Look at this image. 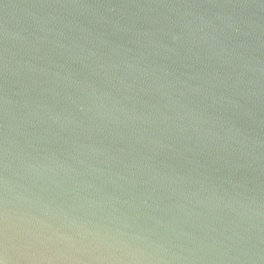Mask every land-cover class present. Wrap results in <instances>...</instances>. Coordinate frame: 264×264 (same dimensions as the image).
I'll list each match as a JSON object with an SVG mask.
<instances>
[{
	"label": "water",
	"instance_id": "1",
	"mask_svg": "<svg viewBox=\"0 0 264 264\" xmlns=\"http://www.w3.org/2000/svg\"><path fill=\"white\" fill-rule=\"evenodd\" d=\"M0 264H264V0H0Z\"/></svg>",
	"mask_w": 264,
	"mask_h": 264
}]
</instances>
